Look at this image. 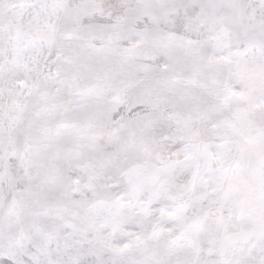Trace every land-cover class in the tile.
I'll list each match as a JSON object with an SVG mask.
<instances>
[{
	"label": "snow or ice",
	"instance_id": "6c2138e0",
	"mask_svg": "<svg viewBox=\"0 0 264 264\" xmlns=\"http://www.w3.org/2000/svg\"><path fill=\"white\" fill-rule=\"evenodd\" d=\"M0 264H264V0H0Z\"/></svg>",
	"mask_w": 264,
	"mask_h": 264
}]
</instances>
